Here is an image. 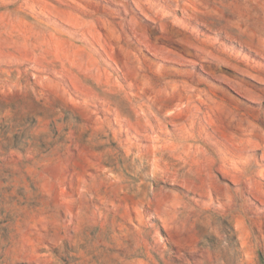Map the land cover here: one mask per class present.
<instances>
[{
  "label": "rangeland",
  "instance_id": "1",
  "mask_svg": "<svg viewBox=\"0 0 264 264\" xmlns=\"http://www.w3.org/2000/svg\"><path fill=\"white\" fill-rule=\"evenodd\" d=\"M0 264H264V0H0Z\"/></svg>",
  "mask_w": 264,
  "mask_h": 264
}]
</instances>
